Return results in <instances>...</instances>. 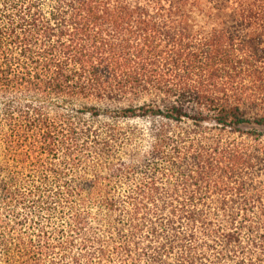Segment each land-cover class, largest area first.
I'll return each mask as SVG.
<instances>
[{
	"label": "trees",
	"instance_id": "16d2710c",
	"mask_svg": "<svg viewBox=\"0 0 264 264\" xmlns=\"http://www.w3.org/2000/svg\"><path fill=\"white\" fill-rule=\"evenodd\" d=\"M0 264H264V0H0Z\"/></svg>",
	"mask_w": 264,
	"mask_h": 264
},
{
	"label": "rangeland",
	"instance_id": "374dc122",
	"mask_svg": "<svg viewBox=\"0 0 264 264\" xmlns=\"http://www.w3.org/2000/svg\"><path fill=\"white\" fill-rule=\"evenodd\" d=\"M192 19L194 20V22L196 23V24H200L201 22H202V15L201 14H199V13H197L196 11H194L193 13H192Z\"/></svg>",
	"mask_w": 264,
	"mask_h": 264
}]
</instances>
